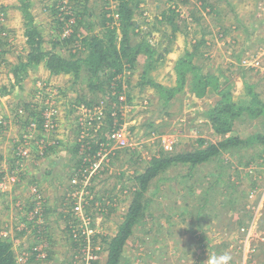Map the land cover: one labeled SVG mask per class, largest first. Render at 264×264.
<instances>
[{
  "label": "rangeland",
  "instance_id": "374dc122",
  "mask_svg": "<svg viewBox=\"0 0 264 264\" xmlns=\"http://www.w3.org/2000/svg\"><path fill=\"white\" fill-rule=\"evenodd\" d=\"M21 1L0 0V238L11 242L19 264H52L44 254L31 260L27 253L37 246H23L20 234L36 209L47 206L50 216L40 224L57 234V250L68 256L62 264H106L107 242L152 160L203 148L200 140H224L207 115L218 94L197 97L189 76L165 102L159 90L143 87L145 52L123 75V94L108 85L94 90L86 74L79 81L73 74L52 75L47 61L28 68L18 83L14 67L30 51ZM165 1L139 0L133 16L136 41L155 50L146 78L174 89L177 62L198 47L193 64L219 77L236 101L246 100L247 82L264 100V0ZM29 2L43 51L62 57L83 50L81 35L102 36V14L117 19L112 0ZM168 8L175 11V34L166 23L154 25ZM256 125L240 122L232 135L246 139L261 130ZM261 149L226 150L193 169L173 164L145 192L147 207L120 263L192 264L191 256L203 264L208 252L227 251L232 264H264Z\"/></svg>",
  "mask_w": 264,
  "mask_h": 264
},
{
  "label": "trees",
  "instance_id": "16d2710c",
  "mask_svg": "<svg viewBox=\"0 0 264 264\" xmlns=\"http://www.w3.org/2000/svg\"><path fill=\"white\" fill-rule=\"evenodd\" d=\"M112 1L116 4L114 14H117V19L113 16L107 17V14H102L104 16V21L100 23L102 36L98 34L81 35L83 37L78 45L82 46L83 50H77L75 54L65 57L53 52L43 51L44 39L30 12V2L29 0L21 1L20 9L28 22L25 38L30 51L27 55V61H21L14 67L13 75L15 80L21 83L28 68L37 66L42 61H47V67L52 75L73 74L75 79L79 81L82 75L86 74L94 90L104 91L105 86L108 85V88L114 87L120 94H123V75L135 69V63L140 60V56L144 55L143 53L145 52L147 62L143 67L142 75L146 82L143 87L151 85L159 90L161 97L165 98V102H168L173 95L182 91L189 76L193 83V91L197 97H205L209 90L217 92L216 105L208 111L207 115L214 131L224 137V140L219 143H207L200 140L204 147L195 148L191 152H163L159 158L152 160L142 175L137 177L140 188L135 194L118 233L107 242L108 258L106 264H121L123 250L147 207L148 200L145 197V192L153 185L157 177L164 174L173 164H188L190 169H193L212 162L221 152L226 150L239 151L241 149L254 148L255 145H261V148H263L261 150H264V100L259 92L256 91V85L247 82L246 100L240 99L236 101L232 92L227 91L220 84L219 77L214 76L211 72H205L204 74L202 67L193 64L192 57L198 51V47L192 54H187L177 62V87L174 89L167 91L160 83L147 79L146 73L150 69L155 50L154 46L149 43L136 41L140 31L138 30L139 26L133 20V16L136 9H139L140 2H138L139 0ZM162 1L166 4L165 0ZM54 11L57 10L54 9ZM174 12L171 8L166 9L154 25L162 27L166 23L171 26L173 34H175L178 26L175 24ZM86 13L87 11L85 10L82 15L90 19ZM78 22V20H75V23ZM114 22H117L118 26H114ZM75 36L76 34H72L65 40ZM240 122H249L252 127L259 124L261 130L253 131L246 139L238 135H232L235 127ZM79 147L80 144H76V153H78ZM46 151L44 154H46ZM83 159L84 156L80 155L78 161L81 162ZM0 264H19L11 242L1 238Z\"/></svg>",
  "mask_w": 264,
  "mask_h": 264
},
{
  "label": "crops",
  "instance_id": "0c3cea01",
  "mask_svg": "<svg viewBox=\"0 0 264 264\" xmlns=\"http://www.w3.org/2000/svg\"><path fill=\"white\" fill-rule=\"evenodd\" d=\"M38 211L39 209H36L34 215L31 217L32 220L30 219L28 221V223L31 226L26 228H21L20 230L21 236L23 237V239H25L22 242L23 246L26 245L29 246V248L37 246L36 248H34L33 250L27 253L29 258L31 260H34V258L39 260V258L43 257L42 254H44L45 255L44 258L45 259L47 258L49 260V263L51 262H53L52 264L65 263L68 256H64L63 258L64 253H61L57 250L58 243L57 241L54 242L55 239L57 238V234H51L54 231V229H50V227L47 229L43 228L40 224L43 219L46 220V217L49 215V211H51V208L44 206L43 210H40V212ZM51 216L55 217L57 220L59 219L58 214H54ZM39 219L41 220L39 221ZM65 242L67 243L68 241ZM39 247H44L43 252H40V250H38ZM46 249L48 251L47 254L45 253Z\"/></svg>",
  "mask_w": 264,
  "mask_h": 264
},
{
  "label": "clouds",
  "instance_id": "9594fccd",
  "mask_svg": "<svg viewBox=\"0 0 264 264\" xmlns=\"http://www.w3.org/2000/svg\"><path fill=\"white\" fill-rule=\"evenodd\" d=\"M192 264L194 261L190 256ZM233 257L227 251H218L216 253H209L207 255V259L203 262V264H232Z\"/></svg>",
  "mask_w": 264,
  "mask_h": 264
}]
</instances>
